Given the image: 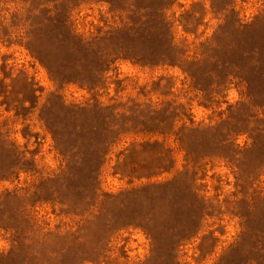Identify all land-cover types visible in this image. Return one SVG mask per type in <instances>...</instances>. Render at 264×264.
I'll return each mask as SVG.
<instances>
[{
  "label": "rangeland",
  "instance_id": "1",
  "mask_svg": "<svg viewBox=\"0 0 264 264\" xmlns=\"http://www.w3.org/2000/svg\"><path fill=\"white\" fill-rule=\"evenodd\" d=\"M26 1L0 0V132L16 145L27 169L18 178H0V264H264V73L253 77L248 92L239 78L227 87L212 85L214 79L204 86L179 65L120 58L96 88L57 80L51 67L76 54L57 51L49 31V39L32 31ZM167 18L190 60L215 39L234 44L235 59L264 47V0H177ZM119 21L108 3L88 0L73 10L70 26L89 41ZM35 38H41L39 55ZM257 66L252 62L247 74L229 69L250 77ZM165 109L175 131L221 126V145L200 155L192 140L196 154L188 165L175 134L140 131L151 114ZM60 133L65 145L57 140ZM105 135L118 140L91 183L88 161L76 165V137L97 142ZM156 140L163 145L154 151L170 150V158L149 168L153 150L133 149ZM155 165L172 169L149 178ZM68 166L77 177L57 185L58 194L32 196L43 179ZM150 184L156 187L142 196L108 201ZM8 193L21 198L3 201ZM187 231L176 259L167 258L168 238Z\"/></svg>",
  "mask_w": 264,
  "mask_h": 264
},
{
  "label": "trees",
  "instance_id": "2",
  "mask_svg": "<svg viewBox=\"0 0 264 264\" xmlns=\"http://www.w3.org/2000/svg\"><path fill=\"white\" fill-rule=\"evenodd\" d=\"M82 1L88 0L26 1L30 9L28 21H30L29 26L32 31L37 29L43 39L50 38L47 34V31H49L52 35L51 40H54L57 51L60 50L61 52H68L70 54L74 52L76 54L72 61L61 64V66L54 65V67H51L50 73L57 80L70 79L74 82L96 88L103 83L105 74L108 73L111 66L120 58H130L137 63L149 66L160 64L179 65L194 80L201 81L202 85L205 84L204 86H208V82L214 79L212 85L216 83L219 87H227L228 83L233 79L239 78L241 83H246L248 92L256 84L253 77L259 75L261 72L264 73V47L252 53L244 51L241 58L235 59L233 57L235 45L221 43V39H215L212 44L209 43L208 49L200 54V58L187 59V51L175 43L172 30L173 22L167 18V10L177 0H96L108 3L110 11L118 15L120 21L117 23V26L112 27L104 35L84 41L74 35L70 26L71 13ZM40 39H32L33 51L36 55L41 54V50H43L40 47ZM261 57L263 60L258 61ZM231 60H237L238 63ZM252 62L253 64H259V66L253 67L256 72L251 73L250 77L249 75L247 77L241 76L229 69V66H233L240 68L247 74L250 71L249 66L252 65ZM168 113L165 109L164 111L151 114L149 119L143 122L144 129L140 131L160 133L162 135L175 134L182 148L187 152L186 159L188 165L193 160L191 157L196 154L189 147L192 140H197V143L200 145V155L203 154L202 152H206L209 148H212L216 143L221 145L222 140H220L219 133L221 126L207 128L183 126L180 130L175 131L173 120ZM136 126L132 130H135ZM119 131L127 133L131 130L120 128ZM206 138H211V142L205 144ZM57 140L62 145L67 143V139L63 133L58 135ZM76 140L75 144L78 146L76 149H81L80 154L75 159L76 165H79L81 161H88L85 171L86 180L94 183L98 179L100 169L106 162L110 146L118 139L116 137L112 139L109 135H105L97 142L85 136L76 137ZM162 145V142L158 140L153 142L146 141L141 144L142 149H138L134 145L133 150L142 153L148 152L149 149L153 150V154L150 156V163L146 162V165L152 168L149 164L166 163L168 162V158H170V150L165 152L154 151L155 147H162ZM23 160L16 145L0 132V178H18L22 171L27 170L25 169V164L22 163ZM153 168L157 172L148 175L149 178L163 171L171 170L172 166H164V169H162L161 166L155 165ZM188 171L182 172L173 181H177L183 175H188ZM76 172L75 168L68 166L60 173L43 179L32 196L40 198L42 197L41 194L50 191H53V194H58L59 190L56 186L62 185L66 187V179L77 177ZM154 187H156V184H150L137 190L125 192L120 195L122 198H119V196L110 197L108 201L124 202L128 197H138L146 192L153 191ZM20 198L16 193H8L4 196L3 201ZM122 203L120 204L122 205ZM187 233L188 231L185 235L173 233L168 238V247L165 252L167 258L176 259L177 250L181 242L188 237ZM154 244L153 254L154 257H157L160 252L157 239H154ZM219 264H223V261Z\"/></svg>",
  "mask_w": 264,
  "mask_h": 264
}]
</instances>
